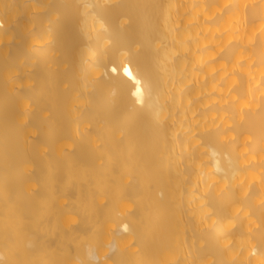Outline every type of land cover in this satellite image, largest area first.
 <instances>
[{
	"label": "bare ground",
	"instance_id": "obj_1",
	"mask_svg": "<svg viewBox=\"0 0 264 264\" xmlns=\"http://www.w3.org/2000/svg\"><path fill=\"white\" fill-rule=\"evenodd\" d=\"M0 264H264V0H0Z\"/></svg>",
	"mask_w": 264,
	"mask_h": 264
}]
</instances>
